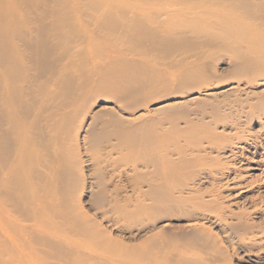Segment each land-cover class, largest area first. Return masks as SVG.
I'll list each match as a JSON object with an SVG mask.
<instances>
[{"label":"bare ground","instance_id":"bare-ground-1","mask_svg":"<svg viewBox=\"0 0 264 264\" xmlns=\"http://www.w3.org/2000/svg\"><path fill=\"white\" fill-rule=\"evenodd\" d=\"M233 261L264 264V0H0V264Z\"/></svg>","mask_w":264,"mask_h":264},{"label":"rangeland","instance_id":"rangeland-1","mask_svg":"<svg viewBox=\"0 0 264 264\" xmlns=\"http://www.w3.org/2000/svg\"><path fill=\"white\" fill-rule=\"evenodd\" d=\"M183 97L187 98L186 96H183ZM99 104H100V105H104V104H102V103H99ZM105 105H106V104H105ZM106 106H110V105H106ZM216 127H217V130H215V132H216V133H219V130H218V128H220L219 125H216ZM222 137L225 138L227 141L224 142L223 144H220V143H217V142H216L214 145H212V148H213L214 151L221 152V151H222V146L227 145V144L230 143V140L227 139V138H228V137H231V134H227V133H225L224 136H222ZM217 149H218V150H217ZM108 175H109V174H108ZM107 177H108V176H107ZM205 189H206V190H209V189H211V187H206ZM234 233H235V232H234ZM259 256H262V254H260ZM232 264H237V262H236V261H233Z\"/></svg>","mask_w":264,"mask_h":264}]
</instances>
